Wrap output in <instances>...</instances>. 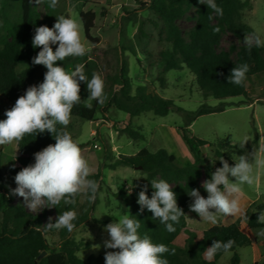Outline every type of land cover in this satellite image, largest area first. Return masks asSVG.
I'll return each instance as SVG.
<instances>
[{
    "label": "trees",
    "instance_id": "obj_1",
    "mask_svg": "<svg viewBox=\"0 0 264 264\" xmlns=\"http://www.w3.org/2000/svg\"><path fill=\"white\" fill-rule=\"evenodd\" d=\"M218 6L223 9V15L218 16L205 4H200L198 0H149L144 3L153 14L162 22V32L165 40L171 44V50L161 51L157 57L164 64L163 71L181 69L185 65L196 77L200 91L205 97H213L221 100L217 106L202 104L196 111H186L177 108L176 111L185 117V128L183 129L184 139L193 155V162L181 164L178 158L169 153L166 149L156 151L147 147L140 149L134 155H120L109 163L110 168L125 166L140 170L146 175L137 197L133 199L129 216L140 221L138 230L141 237L147 235L156 244H164L170 250L175 249V254L171 252L162 254V258L168 260V264H221L219 259L224 254L223 251L216 253L215 257L209 261L205 257V251L214 241L227 242L229 239L235 243L228 251L233 255L229 264H241L242 260L237 253L239 248L251 246L255 239L246 234L237 223L228 225H213L202 233V238L197 239L196 232L188 229L185 216H181L179 223L173 226L174 232H168L164 224L158 219H153V214L137 203L140 191L146 189V194L151 198L154 189L151 187V180H165L172 185V190L176 194L177 205L183 210L184 215L194 198L189 195L192 189L200 190V179L205 170L206 180L211 178V174L216 168L221 167L220 158L227 160L229 165H234L233 155L236 146L226 141L218 139L215 142L203 140L194 136H189L188 128L200 116L220 113L226 110L231 103L222 101L227 97L247 96L248 88L246 80L243 85L228 83V77L234 67L247 64L248 77L264 72V47L253 46L250 50L244 45L239 48L236 57L232 58L228 51H218L221 34L224 30L229 31L237 38L245 37V34L254 30L241 20V12L244 3L241 0H216ZM195 5L196 22L193 29L188 34V40L184 38L177 25V20L181 19L187 8ZM12 6L8 0H0V96L8 101L11 106L16 100L25 94L30 86H38L43 82L47 68L43 65L32 63L33 58L41 50L32 46V39L35 29L40 26H54L55 14L49 9L48 13L41 17L33 9L32 0H19V12L13 14ZM85 37L92 44V49L82 57H68L64 61L57 62L64 68L83 64L84 72L88 79L93 73H98L105 81V100L101 105L93 100L92 108L85 106V101L89 92L87 83L80 82L81 103L72 109V116L84 121H96V114L99 112L104 117L109 113V109L115 106L118 110L136 117L143 112L153 111L156 115L166 116L175 109L173 100L165 99L158 94L147 93L143 85H138L134 89L133 81L129 77L127 63L118 55L112 62L106 58V53L98 49L99 38L93 37L91 31L95 27L96 12L92 10L79 12ZM219 29V31H215ZM53 51L56 45H51ZM104 60L99 61V57ZM246 102V101H245ZM59 131L62 126L57 125ZM66 130L74 140V127L67 126ZM122 132L126 133L133 140H142L144 135L132 127H125ZM55 134L48 131L43 133H33L26 135L17 142L18 156L11 162L17 174L24 167L35 163L34 154L43 150L48 145L55 144ZM259 134L256 129L255 136L251 144L258 149ZM79 144V143H78ZM82 148V144H79ZM211 146L214 149V159L216 167L206 164L207 160L202 152V147ZM102 173L89 176V179L98 182ZM90 195V194H88ZM208 194H206L207 197ZM77 197H75L77 202ZM13 196L5 185L0 170V213L2 222L0 228V264H105L101 255H92L87 260L78 257L77 252L82 248H89L90 244L77 241L71 233L84 224L88 219V214L77 215L74 220L76 227L72 232L67 229L58 230L61 239L57 245H52L47 239V233L33 230V226H43L42 217L39 214L29 212L23 205H12ZM74 205L61 202L55 210L57 216L64 211L74 209ZM264 212V204L257 206L256 211L250 216L248 225L250 227H260L264 223L257 220L259 214ZM56 216V217H57ZM54 221V220H53ZM107 225V221H97ZM51 231H57L52 229ZM185 232L188 236L185 240V247L176 246L174 242ZM45 252L46 255L40 257Z\"/></svg>",
    "mask_w": 264,
    "mask_h": 264
},
{
    "label": "rangeland",
    "instance_id": "obj_2",
    "mask_svg": "<svg viewBox=\"0 0 264 264\" xmlns=\"http://www.w3.org/2000/svg\"><path fill=\"white\" fill-rule=\"evenodd\" d=\"M241 1L244 3L241 12L242 22L264 36V0ZM49 2L50 0H41L37 3L36 0H32V6L41 17H44L51 9L55 14L54 24L57 17L61 15L76 19L81 25V38L88 50L92 49V44L85 37L79 12L95 11L97 16L91 34L99 38V51L105 52L106 58L114 64L118 55L127 63L134 89L138 85H143L147 93L158 94L165 99L173 100L175 105V109L166 116L147 111L130 118L128 114L115 106L109 109L106 117L98 112L96 121H84L71 115L68 126L74 127L76 141L82 144V153L93 169L91 175L102 173L97 182L98 191L94 200L89 199L88 194H80L77 197L76 205L72 210L76 211L77 215L88 214L89 219L76 228L71 236L77 241L90 244L89 248H82L77 252L79 258L87 260L92 255H101L105 261L107 251H119V249L104 247V241L109 240L110 236L104 230L106 225L96 220L112 223L118 222L119 216L129 215L133 199L137 197L146 178V175L138 169L125 166L112 169L106 165L120 155H134L144 147L153 151L166 149L174 154L181 164L192 163L193 155L183 136L185 117L176 109L196 111L202 104L217 106L221 100L205 97L198 87L195 75L185 65L181 69L163 71L164 64L159 61L157 55L161 51L171 50V44L164 38L162 22L147 6H144V3H149V0H58L54 9L49 7ZM8 3L12 6L11 12L17 14L19 0H8ZM196 10L195 5L188 7L184 16L177 20V25L186 40L195 25ZM244 38H237L224 30L217 50L228 51L232 58H235L239 48L245 45ZM56 46L58 47V44ZM102 60L104 59L100 56L99 61ZM65 69L74 70L73 67ZM246 83L247 96L223 99L222 101L232 105L223 112L198 117L188 128L189 136L210 142L225 139L236 146L233 157L237 159L240 155L258 151L261 144H264V72L248 77ZM11 108V104L0 96V120L7 118L5 113ZM127 126L142 133L143 139L133 140L122 132V129ZM256 129L259 134L258 149L251 144ZM245 137L248 142L241 147ZM201 149L207 160L206 164L216 167L213 147L204 146ZM18 154L17 142L0 145L1 177L13 196L12 205L19 204L25 207L23 198L12 194V190L17 185L16 173L11 162ZM206 177L207 172L204 170L200 179L199 192L205 198H207V192L202 187V183ZM229 178L235 182L234 177L229 176ZM241 187L238 198L243 213L236 216H220L215 225L239 224L246 234L255 239V243L251 246L237 250L242 260L241 264H264V236L259 235V232L264 230V225L255 228L248 225L250 216L256 211L257 206L264 204V169L256 170L253 184H244ZM25 208L31 212L27 207ZM36 214L41 215L43 223L49 221L50 217L54 220L57 216L55 208H45ZM185 217L188 229L197 234L196 240H200L202 233L213 226L201 221L198 214L191 211L190 207ZM1 222L0 213V228ZM187 236L185 232H182L174 244L181 248L185 247ZM47 239L52 245H57L61 235L58 230H49ZM93 245H100V247L94 249ZM232 255L231 252L224 253L219 262L229 264Z\"/></svg>",
    "mask_w": 264,
    "mask_h": 264
},
{
    "label": "clouds",
    "instance_id": "obj_3",
    "mask_svg": "<svg viewBox=\"0 0 264 264\" xmlns=\"http://www.w3.org/2000/svg\"><path fill=\"white\" fill-rule=\"evenodd\" d=\"M36 2L40 3L41 0ZM198 2L205 4L218 16L223 15V9L217 5L216 0ZM57 4L58 0H50L49 7L54 9ZM243 43L249 50L253 46L264 47V36L259 31H253L245 34ZM56 44L58 47L53 51L51 45ZM32 46L41 49L32 63L45 66L47 72L43 82L38 86H30L16 100L15 105L6 111L7 118L0 120V145L19 142L33 133L37 135L48 131L55 134V144L35 153V163L24 167L15 176L17 187L12 190V194L22 197L25 207L36 214L45 208H56L61 202L74 205L75 197L80 194H90L89 199H95L98 184L89 179L93 169L78 142L66 128L70 123L73 107L82 102L80 82L87 83L89 96L83 102L91 109L93 100L101 105L104 103L105 81L98 73H93L92 78L88 79L83 64L68 71L57 63L68 57H82L88 52V47L81 38V25L74 18L61 15L57 17L53 27H37ZM248 71L249 66L246 63L234 67L228 83L243 85ZM58 124L62 126L59 131L56 127ZM247 142L245 137L241 147ZM219 160L222 167L216 168L211 178L202 183L208 194L207 198L198 189H192L189 193L194 198L189 206L190 210L197 213L201 221L212 225L217 224L220 216L243 213L238 194L242 185L253 184L256 170L264 169V144H261L258 151L240 155L238 159L233 157L234 166H230L223 157ZM229 176L234 177L235 182ZM151 187L154 189L151 198L146 194V189L139 193L137 203L141 206V211L147 208L153 214V219L164 224L168 232H174L176 229L173 225L179 223L180 217L185 215L177 205L172 185L163 179H153ZM132 217L125 214L118 217V222L105 226L104 230L110 239L104 241V247L119 249L106 252L105 264H168L162 254L171 252L174 255L175 249L170 250L164 244L153 243L147 235L141 237L138 232L140 221ZM76 218V211H64L54 221L50 217L45 225L33 226V230L42 234L52 229H67L72 232L76 227L73 223ZM257 220L264 223V213L259 214ZM259 235L264 236V230ZM234 243L231 239L227 242L214 241L205 251L206 258L211 261L217 252L227 253ZM99 247L100 245H93L94 249Z\"/></svg>",
    "mask_w": 264,
    "mask_h": 264
},
{
    "label": "water",
    "instance_id": "obj_4",
    "mask_svg": "<svg viewBox=\"0 0 264 264\" xmlns=\"http://www.w3.org/2000/svg\"><path fill=\"white\" fill-rule=\"evenodd\" d=\"M138 169V168H137ZM46 255V253L45 252H42L41 254H40V257H43V256H45Z\"/></svg>",
    "mask_w": 264,
    "mask_h": 264
},
{
    "label": "crops",
    "instance_id": "obj_5",
    "mask_svg": "<svg viewBox=\"0 0 264 264\" xmlns=\"http://www.w3.org/2000/svg\"><path fill=\"white\" fill-rule=\"evenodd\" d=\"M240 249V248H239Z\"/></svg>",
    "mask_w": 264,
    "mask_h": 264
}]
</instances>
